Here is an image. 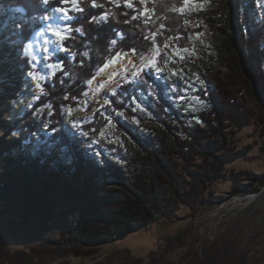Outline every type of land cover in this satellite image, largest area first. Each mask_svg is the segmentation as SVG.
<instances>
[{
	"label": "trees",
	"instance_id": "1",
	"mask_svg": "<svg viewBox=\"0 0 264 264\" xmlns=\"http://www.w3.org/2000/svg\"><path fill=\"white\" fill-rule=\"evenodd\" d=\"M61 1L0 0V9L24 8L22 31L30 39L40 17ZM145 2L150 14L143 16L125 0H95V7L92 0H81L83 11L65 42L74 60L60 54L61 68L51 83L41 85L47 96L8 122L22 136L0 148V264H53L72 255L91 264H170L157 251L149 261L130 250L105 254L104 261L94 252L150 229L158 216L173 219L182 205L194 213L217 204L221 198L214 186L221 180L231 184L233 195L264 185V176L256 181L248 170L227 168L249 154L238 146L247 127L259 130L264 154V0H188L187 7L184 0ZM181 7L183 12L175 10ZM214 28L226 40L225 52L196 43ZM152 33L156 45H174L172 59L165 60L171 74L158 80L153 70L144 72L111 96L107 114L115 121L114 132L103 133L88 156L93 169L84 171L69 150L75 133L66 120L86 108L88 83L110 59L128 52L138 60L153 51ZM187 101L197 107L194 116L177 114ZM124 112L135 126L117 117ZM107 121L98 111L82 129L93 139L109 127ZM144 124L158 131L131 158L120 137L127 131L139 139L135 128ZM42 126L45 132L39 133ZM35 135L41 141L27 149L24 143ZM55 146L65 151L55 155ZM165 240L168 252L186 246L189 238L183 230ZM223 245L203 252L191 248L184 258L190 264H260L253 252L234 261L223 258Z\"/></svg>",
	"mask_w": 264,
	"mask_h": 264
},
{
	"label": "rangeland",
	"instance_id": "2",
	"mask_svg": "<svg viewBox=\"0 0 264 264\" xmlns=\"http://www.w3.org/2000/svg\"><path fill=\"white\" fill-rule=\"evenodd\" d=\"M131 2L133 3L132 8L134 10L140 8L141 13L147 10V15L150 14L148 2L140 3L137 0H131ZM79 3H81V0H79ZM13 8H16V10ZM13 8L6 10L3 8L0 9V28H3V24L5 26V21L9 13L14 16L15 13L20 10H17L19 7ZM24 12L21 14L18 12L19 18L22 17V21L18 20V22L11 16L10 21L7 20L10 23L16 22V27L18 24V28L15 32L12 26L11 30L4 27L3 31L5 34L0 35V148L4 145H14L15 141L22 136V131H13L8 124V122L12 120V115L15 114L17 118L23 117L26 109L32 108L41 97L47 96L46 92L41 88V85L52 82V71L58 70V67H60L57 55L63 52L62 54L66 53L74 60V55L71 51L68 48V50L61 49L63 42L59 41L58 38L53 35L52 30L59 28L57 24H54L49 28L50 35L47 42L44 43V46H48L49 44L52 49L54 48V58L47 56L45 57L46 59H42L41 56L39 65H36V59L26 52V47L29 42H27V46L25 45L26 43H22V38L24 41L28 39L26 35L23 36V31L21 30L23 21L25 20L23 16L26 15V12ZM142 15L146 16L144 14ZM42 17L40 19H42ZM44 19H46V17H44ZM14 33L17 35L16 37H18L16 42L17 47H12ZM196 43L199 47L209 46L218 51H226V40L217 28H214L213 32L205 34L203 38H198ZM173 46L172 44L169 45L168 48L160 46L161 55L156 57L155 67L151 64L154 50L140 57L138 60L128 52L120 53L128 55L132 63L130 68L117 78L115 81L116 86L109 91L106 90V88L102 90L94 88L92 80L111 59L96 73L90 83H88L89 90L86 92V108L71 112L66 120L68 128L75 133L73 137L74 140L69 150L74 162L80 166L82 165L83 170H85V168L93 169V165L90 163L88 156L93 146L100 141L103 133L107 132L109 129L114 132L115 121L107 114V107L110 104L111 96L116 93L122 84L137 82L144 72L153 70L154 76H156L158 80L163 76L171 74V70L168 65H166L165 60L172 59V52L174 51ZM237 51H239V48ZM4 52L10 53L8 60L7 58L3 60L5 56ZM54 59L55 61H53ZM12 61L15 62L12 63ZM48 65L59 66L50 68ZM9 67L12 70L17 69L20 73L19 75L15 74V77L18 78L15 84L13 79V81L10 78L6 80L4 77L9 74H7L8 69H10ZM157 68H159L160 71H157ZM184 72H187L186 69H184ZM34 75L37 78H34ZM109 77L110 75L103 76L101 82ZM10 85H12V87L11 91L8 93L6 89L8 86L10 88ZM192 86L195 90L197 89L195 82L192 83ZM22 92L26 93L25 98L22 96L23 98L21 97L19 99ZM188 102L190 101L180 103L177 107V114L179 113V115L182 116H194L196 112L194 108L197 107L189 106ZM98 111L108 120L109 127L104 129L102 133L95 135L93 139H90V134L88 131L83 130L82 126L92 123ZM39 112H41V109ZM117 117H121L123 121L129 125L135 126L128 113H120ZM135 129L138 131L139 139H135L134 136L127 131L120 137V141L125 144L131 158L138 153L142 141L148 142L149 136L152 135L153 132L158 131L157 128L150 127L147 124H144V126L139 129ZM43 132H45L44 126L39 129V133ZM48 134L52 135L53 132H49ZM40 141L41 139L35 135L32 136L30 140H27L24 145L27 149H30L32 145ZM238 146L242 149L248 148L249 154L245 159L238 160L228 165L227 168L229 170L234 168L238 171L248 170L253 173L256 181L259 180V178L264 176V154L260 149L262 146V139L260 138L257 127L250 126L243 129L239 134ZM54 149L55 155L62 154L65 151L61 146H55ZM2 166L1 163L0 168H2ZM101 166H103L102 163ZM123 170L126 171L124 168ZM83 173L85 172L83 171ZM255 186L254 191L233 195L231 192V184L221 180L214 186L215 190L218 192L217 195L221 198L217 204L214 205L210 203L209 206L194 213L189 208L182 205L173 219L158 216L155 218V224L148 230H139L130 233L124 239H117L101 244L94 252V254L97 255L96 260L99 259L104 261L107 258L105 254L110 255L117 250H130L134 257L149 261L150 254L157 251V255L163 254L165 256V262L170 264H190L189 260H186L184 257L191 248L203 252L204 249L210 247L214 243L226 242L227 245H223V258L234 261L244 253L253 252L254 254L259 253L260 264H264V185L256 184ZM248 197H251L249 201L246 200ZM238 199L243 200L237 202ZM183 230L186 231V237L189 238L187 245L166 252L167 245L165 237L174 235ZM82 260H84V262H82ZM53 264H91V260L72 255L58 260Z\"/></svg>",
	"mask_w": 264,
	"mask_h": 264
},
{
	"label": "bare ground",
	"instance_id": "3",
	"mask_svg": "<svg viewBox=\"0 0 264 264\" xmlns=\"http://www.w3.org/2000/svg\"><path fill=\"white\" fill-rule=\"evenodd\" d=\"M13 9L16 10V8H13ZM18 9H20V10H18ZM60 9H65L63 7V3L58 8L53 10L52 13L44 15L42 17V19H40L42 27H40V30H38L35 33V35L31 38V40L28 43V46L26 43V46H27L26 52L29 53L32 57H34L36 59V63H35L36 65H39L41 56H42V59H46L45 57H47V56L54 58V53H53L54 48L52 49L49 44H48V46H44V43L47 42L49 35H50L49 28L52 27L54 24H57L59 26V29H63V28L64 29H73L72 25L74 24V22H76V20H75L76 15L80 13V10H76L75 8H70L67 10L65 9L67 12V16L71 17V19H60V18L64 17V15H65L64 12L59 11ZM79 9H82V8L79 7ZM17 10H18L19 14L24 12L23 8H21V7L17 8ZM18 12L15 13L14 16H12V14H10V13L8 14L6 21H5V26L3 24L2 25L3 28H0V35L5 34V32L3 31L4 27L7 28L8 30H11V26H12V28L14 29V32L17 30L18 24L16 27V24H15L16 22L10 23L9 21H10L11 17H14V19L17 21L18 20L22 21V19H21L22 17L19 18L20 16H19ZM44 17H46V19H44ZM7 20H9V21H7ZM20 27H21V25H20ZM16 36L17 35L14 33V41L12 42V47H17L16 42L18 40V37H16ZM15 39H16V41H15ZM64 42H63L62 46L60 45L62 47L61 49H63V50L67 49L64 47ZM29 46H31V47H29ZM6 51L10 52L9 50H6ZM8 52L7 53L4 52L5 56H4L3 60H6V58L8 60V58L10 56V53H8ZM69 53H70V51H69ZM13 62H15V61H12V63ZM131 63H132V60L128 57V55L118 54L113 59H111L109 61V63L104 68H102L100 70L99 74L92 80V85L94 86V88H96L98 90H102V89L106 88V90L109 91V90L113 89L116 86L115 81L117 80V78L130 68ZM7 74L8 75L4 76L6 78V80L8 78H10L11 80L13 79L14 84H15L16 79H18L17 77H15V74L19 75L20 73L17 71V69L12 70L10 68V69H8ZM106 75H110V77L101 82L102 77L106 76ZM250 199H251V197L246 198L247 201H249ZM242 200L243 199H238L237 202H240Z\"/></svg>",
	"mask_w": 264,
	"mask_h": 264
},
{
	"label": "snow or ice",
	"instance_id": "4",
	"mask_svg": "<svg viewBox=\"0 0 264 264\" xmlns=\"http://www.w3.org/2000/svg\"><path fill=\"white\" fill-rule=\"evenodd\" d=\"M45 2H47V0H45ZM64 2H65V3H69V2H70V3L72 4V6H73L76 10H80V11H82V9H79V0H64ZM140 2H141V3H144L145 0H140ZM125 3H126V6H127V7H129V8H132V7H133V3L131 2V0H125ZM92 6H93V7L98 6V5L95 3V0H92ZM184 6H185V7L188 6V0H184ZM175 10H176V11H179V12H183L184 9H183V7H181V8H177V9H175ZM59 11L65 13L64 17H62V18H60V19H71V17H68V16H67V12H66L65 9H60ZM142 14L147 15V10H145V12L142 13ZM107 18H108V17H107V14H105V16H104L102 19H107ZM136 18H137V17H133V19H136ZM126 22H127V21H126ZM145 22H147V20H146ZM161 27H163V25H161ZM52 31H53V35H55V36L58 38L59 41H63V40H65V39L68 38V36H67V32H66V31H62V30H60L59 28L53 29ZM76 31H79V29H76ZM156 35H157V33H152V41H153V50H154V53H153V58H152V60H151V64H152L153 67L156 66V57H158V56L161 55V52H160V46L155 44V37H156ZM146 39H147V37H146ZM113 43H115V41H113ZM163 46H164V48H168V47H169V43H168V41H165ZM29 47H31V46H29ZM134 51H135V50H134ZM181 51H183V52H187L188 49H182V50H181V49H176V53H177V54H179ZM181 59H184V57L181 56ZM58 66H59V65H48V67H50V68H52V67H58ZM157 71H160V69L157 68ZM137 74H138V73H137ZM34 78H37V77H35V75H34ZM89 83H90V81H89ZM38 87H39V85H38ZM85 135H86V134H85ZM37 147H38V146H37Z\"/></svg>",
	"mask_w": 264,
	"mask_h": 264
},
{
	"label": "built area",
	"instance_id": "5",
	"mask_svg": "<svg viewBox=\"0 0 264 264\" xmlns=\"http://www.w3.org/2000/svg\"><path fill=\"white\" fill-rule=\"evenodd\" d=\"M63 7L67 10V9H70V8H74L73 6H72V4L69 2V3H65L64 1H63ZM79 7H81L80 6V3H79ZM60 30H62V31H66L67 32V36H68V38H70L71 36H72V34H73V31H74V29H60ZM67 38V39H68ZM67 39H65V40H63L62 42H64V41H66ZM60 67H58V69H59ZM57 71L58 70H53L52 71V80H53V77H54V75L57 73Z\"/></svg>",
	"mask_w": 264,
	"mask_h": 264
},
{
	"label": "water",
	"instance_id": "6",
	"mask_svg": "<svg viewBox=\"0 0 264 264\" xmlns=\"http://www.w3.org/2000/svg\"><path fill=\"white\" fill-rule=\"evenodd\" d=\"M230 2H231V0H230ZM232 12H233V10H232ZM231 24H232V26H234L233 18H232V20H231ZM237 49H238V48H237Z\"/></svg>",
	"mask_w": 264,
	"mask_h": 264
}]
</instances>
